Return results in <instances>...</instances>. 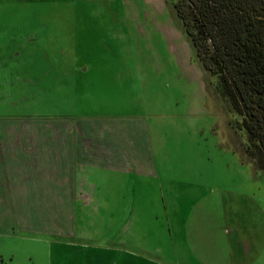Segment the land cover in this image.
<instances>
[{
	"label": "rangeland",
	"instance_id": "obj_1",
	"mask_svg": "<svg viewBox=\"0 0 264 264\" xmlns=\"http://www.w3.org/2000/svg\"><path fill=\"white\" fill-rule=\"evenodd\" d=\"M173 1L0 0V161L11 176H28L31 162L33 177L54 180L59 149L72 191L49 198L43 183L0 196V264H56L67 249L55 240L73 239L74 229L119 237L136 210L240 209L245 199L256 212H244L243 225L264 264V170L239 117L211 91L214 77L196 63ZM119 123L141 146L129 159L149 158L151 173L92 164L91 147L102 154L112 127L122 142Z\"/></svg>",
	"mask_w": 264,
	"mask_h": 264
},
{
	"label": "crops",
	"instance_id": "obj_2",
	"mask_svg": "<svg viewBox=\"0 0 264 264\" xmlns=\"http://www.w3.org/2000/svg\"><path fill=\"white\" fill-rule=\"evenodd\" d=\"M131 128L128 124H116L115 129L119 130L122 142L114 143L112 127L108 134H105L107 143L104 144L102 154L96 152L94 145L91 147L90 157L94 161L92 164L108 169L115 166L130 172H133L134 168L138 175L143 172V168L151 173V161L146 156L144 161L129 159L131 149L141 150V146L138 147L132 137ZM126 134L130 137H125ZM57 148L61 147L58 145ZM40 152V159L36 162L43 163L47 152ZM61 154L59 149L55 153L57 162L54 166L57 165L59 169L54 175V180H50L46 175L45 178L38 176L39 174L33 177L31 162L25 165L24 170L30 177L11 176L10 165H3L4 162L0 161V196L10 195L15 191L16 195H19L18 192L35 193L39 191L38 184L43 183L46 187L42 189L49 193V198L59 199L72 193L71 190L66 192L63 186L66 182L63 180V169L60 170ZM28 157H32V154ZM88 183V193L95 198V193L90 190L93 184L90 180ZM211 197L207 202L209 204L214 202L212 195ZM238 198L241 203V196L238 195ZM247 203L245 199L240 209L214 203L212 206L195 205L192 209L178 207L162 213H156L154 210L151 214H147L145 210H136L133 218L132 214L127 213V218L124 219L127 230L126 233L123 230L125 235L121 233L119 237L117 234L89 235L84 239L81 235L77 236L73 228V239L55 240L59 247L67 249L66 259L57 255L56 264H258L260 246L256 245L254 231H251L252 235L250 228L247 229L248 227L243 225L245 221L251 223L250 218L242 217L244 212H256V208H249ZM159 215L164 216L163 228H160V222L155 223ZM129 216L130 219L127 220ZM55 228L63 230L59 225ZM240 233L244 239L240 238Z\"/></svg>",
	"mask_w": 264,
	"mask_h": 264
},
{
	"label": "trees",
	"instance_id": "obj_3",
	"mask_svg": "<svg viewBox=\"0 0 264 264\" xmlns=\"http://www.w3.org/2000/svg\"><path fill=\"white\" fill-rule=\"evenodd\" d=\"M211 91L239 117L246 150L264 170V0H174L171 4Z\"/></svg>",
	"mask_w": 264,
	"mask_h": 264
}]
</instances>
